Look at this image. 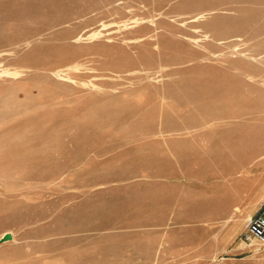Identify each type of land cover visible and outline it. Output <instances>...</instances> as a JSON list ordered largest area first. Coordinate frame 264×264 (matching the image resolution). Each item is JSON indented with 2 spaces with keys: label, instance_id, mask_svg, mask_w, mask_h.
<instances>
[{
  "label": "rangeland",
  "instance_id": "rangeland-1",
  "mask_svg": "<svg viewBox=\"0 0 264 264\" xmlns=\"http://www.w3.org/2000/svg\"><path fill=\"white\" fill-rule=\"evenodd\" d=\"M263 201L264 0H0V264H264Z\"/></svg>",
  "mask_w": 264,
  "mask_h": 264
},
{
  "label": "built area",
  "instance_id": "built-area-1",
  "mask_svg": "<svg viewBox=\"0 0 264 264\" xmlns=\"http://www.w3.org/2000/svg\"><path fill=\"white\" fill-rule=\"evenodd\" d=\"M252 244L264 245V201L254 215L247 218L238 241V247L241 249Z\"/></svg>",
  "mask_w": 264,
  "mask_h": 264
},
{
  "label": "water",
  "instance_id": "water-1",
  "mask_svg": "<svg viewBox=\"0 0 264 264\" xmlns=\"http://www.w3.org/2000/svg\"><path fill=\"white\" fill-rule=\"evenodd\" d=\"M11 234L9 233H5L4 235H2V237L0 238V243L6 242L11 240Z\"/></svg>",
  "mask_w": 264,
  "mask_h": 264
},
{
  "label": "bare ground",
  "instance_id": "bare-ground-1",
  "mask_svg": "<svg viewBox=\"0 0 264 264\" xmlns=\"http://www.w3.org/2000/svg\"><path fill=\"white\" fill-rule=\"evenodd\" d=\"M15 154H17L16 150L8 152V155H15Z\"/></svg>",
  "mask_w": 264,
  "mask_h": 264
},
{
  "label": "crops",
  "instance_id": "crops-1",
  "mask_svg": "<svg viewBox=\"0 0 264 264\" xmlns=\"http://www.w3.org/2000/svg\"><path fill=\"white\" fill-rule=\"evenodd\" d=\"M245 165H246V163H244V165H243V166H245ZM249 215H250V216H252V215H254V213H250Z\"/></svg>",
  "mask_w": 264,
  "mask_h": 264
}]
</instances>
